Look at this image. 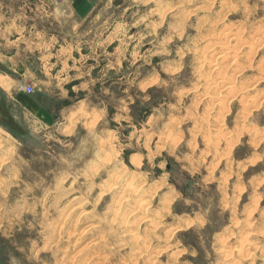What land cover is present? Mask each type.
<instances>
[{
    "label": "rangeland",
    "instance_id": "1",
    "mask_svg": "<svg viewBox=\"0 0 264 264\" xmlns=\"http://www.w3.org/2000/svg\"><path fill=\"white\" fill-rule=\"evenodd\" d=\"M0 75V264H264V0H0Z\"/></svg>",
    "mask_w": 264,
    "mask_h": 264
},
{
    "label": "bare ground",
    "instance_id": "2",
    "mask_svg": "<svg viewBox=\"0 0 264 264\" xmlns=\"http://www.w3.org/2000/svg\"><path fill=\"white\" fill-rule=\"evenodd\" d=\"M224 33H225V32H224ZM226 33H227V35H226ZM226 33H225V36H226L225 38H226V40H227L228 38H230L231 36H232V37H231L232 39L230 38L229 40H233V39L235 38V36L232 35V34H233L232 32L229 33V32L227 31ZM234 35H235V34H234ZM233 37H234V38H233ZM223 38H224V37H223ZM220 40H221V39H220ZM234 40H236V39H234ZM222 41H223V40H222ZM222 41H221V43L224 42V41H223V42H222ZM236 41H237V40H236ZM231 42H232V41H231ZM237 42H239V41H237ZM225 44H226V43H225ZM216 45H217V44H216ZM219 45H220V43H219ZM226 45H227V44H226ZM237 45H238V43H237ZM237 45H235V46H237ZM223 46H224V45H223ZM223 46L215 47V45H213V43L211 44V43L209 42V43H207L205 49H207V48L209 49V48L213 47L211 50H214V52L217 51V53L219 52V55H220V53H221V54H222V53H226V52H227V49L230 50V47H231V46H230L229 48L227 47V48L225 49ZM227 46H228V45H227ZM233 46H234V45H233ZM203 49H204V48H203ZM231 49H232V48H231ZM209 50H210V49H209ZM209 50H207V51H209ZM234 50H236V49H234ZM202 51H206V50H202ZM232 51H233V50H232ZM235 52H236V51H235ZM204 53H206V52H204ZM211 53H212V51L210 52V54H211ZM217 53H216V54H217ZM213 54H214V53H213ZM228 54H229V53H228ZM201 56H202V55H201ZM203 56H204V54H203ZM213 56H214V55H213ZM228 56H229V55H228ZM231 56H233V55H231ZM234 56H235V55H234ZM237 56H238V55H237ZM237 56H236V57H237ZM200 59H201V58H200ZM200 59H199V60H200ZM207 59H208V57H207ZM207 59H206V60H207ZM209 59H211V58H209ZM233 59H234V57H233ZM199 60H198V61H199ZM202 60H203V59H202ZM206 60L200 61V62H202V65H203V64L205 65V64L209 63V67H210V66H211V68L215 67L214 65L212 66V64H210V62H208V60H207V61H206ZM221 62H222V61H221ZM222 63H223V62H222ZM202 65H201V66H202ZM216 65H217V64H216ZM206 66H208V65H206ZM220 66H221V65H219V67H220ZM202 67H203V66H202ZM209 67H208V68H209ZM201 69H202V68H201ZM219 69H220V68H219ZM215 70H216V69H215ZM223 70H224V69H223ZM223 70H221V71H223ZM227 71H228V70H227ZM219 72H220V71H219ZM219 72H218V73H219ZM224 72H225V71H224ZM233 72H234V71H233ZM225 73H227V72H225ZM220 74H221V72H220ZM223 74H224V73H222V75H223ZM215 75H216V74H215ZM202 76H204V77L206 78V75H204V73L201 74V77H202ZM216 76H217V77H216V81H217V79H218V75H216ZM219 76H220V75H219ZM223 76H224V75H223ZM226 76H227V75H226ZM213 77H214V76H213ZM228 77H229V79H226V80H231V79H232V78L230 79V76H228ZM219 78H220V77H219ZM225 78H226V77H225ZM225 78H224V79H225ZM210 79H211V78H210ZM220 79H221V78H220ZM220 79H218V80H220ZM213 81H214V80H213ZM220 81H222V80H220ZM231 81H232V80H231ZM224 82H225V81H224ZM227 82H228V81H227ZM0 83H4V80H3L1 77H0ZM211 83H212V82H211ZM225 83H226V82H225ZM225 83H221V82H220V85H221L220 87H224V88L227 87L228 89L230 88V90H229V94H230V92L232 93L233 91H235V89H237L236 87H235V89H233L232 86H228V85H227L228 83H227V84H225ZM229 83H230V82H229ZM214 84H215V83H214ZM223 84H224V85H223ZM230 84H232V83H230ZM220 87H219V88H220ZM206 88H207V87H206ZM213 88H214V87H213ZM219 88H217V89H219ZM207 89H208V88H207ZM238 89H239V88H238ZM250 89H251V88H250ZM250 89L247 90V94L249 93V95H250V93H252L253 90H254V89H252V90H250ZM215 91H216V90H215ZM205 92H206V91H205ZM214 94H215V93H214ZM253 94H254V93H253ZM202 95H203V94H202ZM247 96H248V95H247ZM250 96H251V95H250ZM204 97H205V96H204ZM251 97H252V96H251ZM220 100H221V99H220ZM214 101H215V100H214ZM218 102H220V101H218ZM113 186H114V185H113ZM110 188H111V187H109V189H110ZM109 189H108V190H109ZM119 190H120V189H119ZM125 190H126V189H125ZM127 191H128V190H127ZM116 192H117V191H116ZM122 192H123V191H122ZM122 192H121V194H122ZM124 192H125V191H124ZM138 193H139V192H138ZM135 195H136V194H135ZM122 196H124V195H122ZM122 196H120V200H124V199H126V198H123ZM129 196H130V193H129ZM121 197H122V199H121ZM124 197H125V196H124ZM128 198H130V197H128ZM136 199H137V200H134L135 202H137V201L139 200V198H137V197H136ZM129 200H130V199H129ZM129 200H128V202H129ZM137 204H138V203H137ZM141 204H142V203H141ZM141 204H140V205H141ZM143 204H144V203H143ZM127 205H128V204H127ZM132 207H133V206H132ZM115 211H116V210H115ZM116 212H118V211H116ZM117 214H118V213H117ZM118 215H119V214H118ZM129 215H130V214H129ZM129 215H128V216H129ZM146 216H147V215H146ZM119 218H120V217H119ZM125 218H126V217H125ZM121 219H122V218H121ZM124 221H126V220H124ZM141 221H142V220H141ZM152 224H153V223H152ZM127 228H128V227H127ZM128 232H129V231H128ZM133 232H134V231H133ZM125 233H126V232H125ZM135 235H136V233H135ZM135 235H134V236H135ZM132 236H133V234H132ZM134 236H133V239H134V240L137 239V238L139 237V236H136V237L134 238ZM138 239H139V238H138ZM136 241H137V240H136ZM146 242H147V241H146Z\"/></svg>",
    "mask_w": 264,
    "mask_h": 264
},
{
    "label": "crops",
    "instance_id": "3",
    "mask_svg": "<svg viewBox=\"0 0 264 264\" xmlns=\"http://www.w3.org/2000/svg\"><path fill=\"white\" fill-rule=\"evenodd\" d=\"M0 77H1V75H0ZM2 78V77H1Z\"/></svg>",
    "mask_w": 264,
    "mask_h": 264
}]
</instances>
